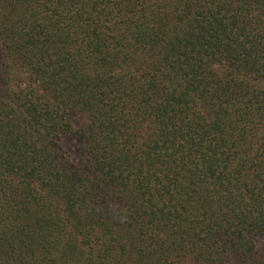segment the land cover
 Returning <instances> with one entry per match:
<instances>
[{
	"label": "trees",
	"instance_id": "obj_1",
	"mask_svg": "<svg viewBox=\"0 0 264 264\" xmlns=\"http://www.w3.org/2000/svg\"><path fill=\"white\" fill-rule=\"evenodd\" d=\"M0 264H264V0H0Z\"/></svg>",
	"mask_w": 264,
	"mask_h": 264
}]
</instances>
